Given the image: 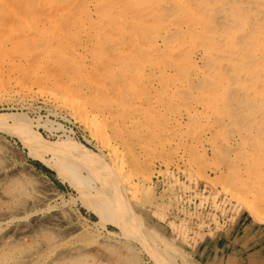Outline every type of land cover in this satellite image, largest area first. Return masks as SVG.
I'll use <instances>...</instances> for the list:
<instances>
[{"label": "rangeland", "instance_id": "1", "mask_svg": "<svg viewBox=\"0 0 264 264\" xmlns=\"http://www.w3.org/2000/svg\"><path fill=\"white\" fill-rule=\"evenodd\" d=\"M6 1L0 0V167L9 171L1 188L9 187L10 193L0 197V264H40L54 244L60 249L73 246L81 254L75 264H264L262 87L259 78L247 77L244 62L231 60L241 52L234 43L242 44L245 31L262 18L259 0H158L155 5L152 0ZM234 7L244 11L243 21L227 37L223 30L231 24ZM154 11L164 16L159 23L150 19ZM185 15L193 26L182 21ZM94 39L97 46H92ZM260 54L255 52L253 59ZM10 113L31 124L36 133L28 136L46 159L60 151L63 141L72 142L87 160L96 158L101 167L93 184L111 206L108 188L117 193L115 209L125 234L109 224L102 228L91 208L93 200L88 199L92 210L83 206L55 170L26 155L6 130L20 128ZM84 117L95 128L83 123ZM105 142L115 148L114 155L133 180L132 199L112 177L113 158ZM38 183L46 190L37 205L31 203V194L41 190ZM16 203L26 206L16 210ZM54 212L63 217L65 230L42 228L35 237H7L13 224Z\"/></svg>", "mask_w": 264, "mask_h": 264}, {"label": "bare ground", "instance_id": "2", "mask_svg": "<svg viewBox=\"0 0 264 264\" xmlns=\"http://www.w3.org/2000/svg\"><path fill=\"white\" fill-rule=\"evenodd\" d=\"M7 1H9V0H7ZM6 1V2H7ZM22 1V0H21ZM30 1V0H29ZM42 1V0H41ZM64 1H69V0H64ZM73 1V0H72ZM75 1V0H74ZM82 1H84V0H82ZM101 1H103V3H104V0H101ZM200 2H201V0H199ZM258 1V0H257ZM256 1V2H257ZM4 3H2V4H4L5 5V1H3ZM10 2V1H9ZM12 2H14L13 0H12ZM16 2V1H15ZM18 2H19V0H18ZM40 2V1H39ZM53 2H55V0L54 1H52L51 2V4L53 3ZM62 2V1H61ZM78 2V1H77ZM111 2H113V1H111ZM130 2V1H129ZM132 2V1H131ZM151 2H153L152 3V5H155L156 3L157 4H159L158 3V0H152ZM223 2H225V1H223ZM19 3H21V2H19ZM18 3V4H19ZM57 3V1L54 3V4H56ZM58 3H59V1H58ZM63 3V2H62ZM197 5H199L198 4V2H195ZM13 4V3H12ZM53 4V5H54ZM84 4H87V3H84ZM94 5H95V3H93ZM97 4V3H96ZM101 4V3H100ZM111 4H113V3H111ZM114 4H115V2H114ZM114 4H113V6H114ZM119 4V3H118ZM121 4V3H120ZM191 4V3H190ZM258 4H259V6H260V9H259V11H261V13H262V18L259 20V21H257L256 23H255V25L252 27V28H249V29H247L245 32V38H244V41H242V44H238V45H236L235 43H234V46L233 47H236L237 49H239V51H241V52H239L240 54H238V53H236V55H234L233 57H232V61H237L238 62V60L237 59H240L242 62H244V64H245V67L243 66L242 68L244 69V71L245 72H247L246 73V75H247V77L248 78H250V80L252 79V78H254V77H256V78H259L260 79V81L258 82L259 84L261 83V87L262 88H260V90L259 91H261L262 93L260 94V97H263V100H264V0H259L258 1ZM3 5V6H4ZM9 5V4H8ZM7 5V7L6 8H8V10L10 9V7ZM38 4H36V6H37ZM42 5H43V2H42ZM60 5V4H59ZM64 5H65V3H64ZM76 5V4H75ZM103 5V4H102ZM143 5H144V3H143ZM164 5V4H163ZM206 5H207V2H206ZM22 6V5H21ZM20 6V8H23V7H21ZM57 5H55V7H56ZM72 6V5H71ZM70 6V7H71ZM98 6V5H97ZM101 6V5H100ZM159 6V5H158ZM161 6V5H160ZM167 6V5H166ZM168 6H169V4H168ZM168 6H167V9H168ZM235 6V5H234ZM238 6V5H237ZM5 7V6H4ZM11 7H13V5H11ZM15 7V6H14ZM25 7V6H24ZM31 7V6H30ZM38 7H40V6H38ZM37 7V9H39ZM61 7H62V5H61ZM93 7H95L96 8V5L95 6H93ZM203 8H204V6H202ZM207 7V6H206ZM239 7V6H238ZM249 7V6H248ZM16 8V7H15ZM19 8V9H20ZM99 8V7H98ZM112 8V7H111ZM27 10H28V8H26ZM32 9V8H31ZM70 9V8H69ZM153 9V8H152ZM156 9V8H155ZM164 9V8H163ZM13 11H14V9H12ZM11 9L9 10V11H12ZM90 10V9H89ZM101 10V9H100ZM165 10V9H164ZM209 10V9H208ZM5 10H3V12H4ZM34 11V10H33ZM33 11H31V12H33ZM36 11V10H35ZM55 11V10H54ZM94 11H95V9H94ZM102 11H103V9H102ZM21 12H22V10H21ZM24 12V11H23ZM63 12H65V10L63 11ZM67 12V11H66ZM155 12V14L153 15V17L151 16V18L150 19H152V20H154V21H156L157 23H159V21L160 20H163V18H164V16H162V15H160L158 12H156V11H154ZM192 12V11H191ZM227 12H229V11H227ZM244 11H241V9L240 8H237V7H234L232 10H231V24H229V26H227V31L226 30H223V34L224 35H226L227 37H228V35H227V33H229L230 31L231 32H236V30L239 28V26H240V24L242 23V21H243V15H244V13H243ZM2 12H0V15H2V19L1 20H3V15L4 14H1ZM9 13V12H8ZM8 13H6V15L8 14ZM12 13H14V15L16 14V12H12ZM20 12H18V14H19ZM69 13V12H68ZM96 13V12H95ZM98 13H100V12H98ZM97 13V14H98ZM107 13V12H106ZM109 13V12H108ZM127 13V12H126ZM169 13V12H168ZM167 13V14H168ZM172 13V12H171ZM27 14V13H26ZM35 14V13H34ZM57 14V13H56ZM61 14H63V13H61ZM83 14V13H82ZM81 14V15H82ZM96 14V15H97ZM105 14V13H104ZM150 14V13H149ZM167 14H165V12H164V14L163 15H167ZM10 15V13L8 14V16ZM64 15V14H63ZM87 15H88V12H87ZM102 15V14H101ZM101 15H99L98 14V16H101ZM130 14H128V16H129ZM143 15H144V13H143ZM188 15V14H187ZM16 16V15H15ZM18 16V15H17ZM27 16H29V14L27 15ZM35 16H37V14H35ZM56 16V15H55ZM75 17H76V19H77V17H79V16H76V15H74ZM92 16V15H91ZM115 16V15H114ZM186 16V15H185ZM215 16V15H214ZM248 16V15H247ZM34 17V16H33ZM59 17H60V15H59ZM70 17H72L73 18V16H70ZM70 17H68V18H70ZM102 17H103V15H102ZM166 17V16H165ZM181 17V16H180ZM16 18V17H15ZM20 18V17H19ZM29 18V17H28ZM92 18V17H91ZM90 18V19H91ZM98 18V17H97ZM100 18V17H99ZM107 18V17H106ZM215 18V17H214ZM218 18V17H217ZM21 19H22V16H21ZM32 19V18H31ZM79 20H78V23H79V21H80V19L81 18H78ZM105 19V18H104ZM117 19V18H116ZM167 19V18H166ZM192 19V18H191ZM190 18H188L187 16L185 17V18H183V22H185L186 23V25H191V26H193L194 25V22H193V20H191ZM195 20H196V18H194ZM252 19V18H251ZM0 20V21H1ZM23 20H24V18H23ZM30 20V19H29ZM66 20V19H65ZM119 20H120V18H119ZM181 20V19H180ZM248 20V19H247ZM13 21V20H12ZM33 21V20H32ZM35 21V20H34ZM50 21V20H49ZM53 21V20H52ZM63 21H64V19H63ZM88 21H89V19H88ZM91 21V24H92V20H90ZM100 21H101V19H100ZM102 21H103V18H102ZM105 21V20H104ZM118 21V20H117ZM149 21V20H148ZM23 22V21H22ZM37 22H38V24L40 23L38 20H37ZM58 22V21H57ZM57 22H55V23H57ZM116 22V21H115ZM124 22V21H123ZM127 22V21H126ZM217 22V21H216ZM226 22V21H225ZM12 23V22H11ZM25 24L24 25H26L27 26V22H26V19H25V22H24ZM98 23H99V20H98ZM1 24V23H0ZM8 24V23H7ZM42 24V23H41ZM46 24V23H45ZM77 24V23H76ZM101 24V23H100ZM99 24V25H100ZM112 24H113V22H112ZM177 24H178V22H177ZM216 24V23H215ZM228 24V23H227ZM249 24V23H248ZM247 24V25H248ZM51 25V24H50ZM83 25V24H82ZM178 25H180V24H178ZM184 25V24H183ZM61 26V25H60ZM76 26V25H75ZM113 26H116V25H113ZM113 26H112V28H113ZM151 25H149V27H150ZM153 26V25H152ZM245 26V25H244ZM251 26V25H250ZM11 27H12V25H11ZM14 27V26H13ZM39 27V26H38ZM97 27V26H96ZM95 27V28H96ZM196 27V26H195ZM199 27H201V26H199ZM21 28V27H20ZM43 28H44V25H43ZM42 28V29H43ZM65 28V27H64ZM69 28H71V27H69ZM74 27H72V29H73ZM84 28V27H83ZM98 28V27H97ZM152 28V27H151ZM157 28V27H156ZM163 28V27H162ZM61 29V28H60ZM92 29H94V28H92ZM129 29V28H128ZM131 29H132V27H131ZM200 29V28H199ZM225 29V28H224ZM246 29V28H245ZM12 30V29H11ZM15 30H16V28H15ZM24 30V29H23ZM39 31H40V28L38 29ZM102 30V29H101ZM101 30H99V31H101ZM187 30V29H186ZM239 30V29H238ZM12 31H14V30H12ZM20 31V30H19ZM47 32H50L49 30H46ZM53 31V30H52ZM60 31H62V29L60 30ZM71 31V30H70ZM135 31V30H134ZM11 32V31H10ZM31 32V31H30ZM41 32V31H40ZM90 32V31H89ZM131 32H133L132 30H131ZM168 32V31H167ZM193 32V31H192ZM12 33V32H11ZM61 33V35H63L62 34V32H59V34ZM65 33V32H64ZM20 34H21V32H20ZM23 34V33H22ZM27 34H28V32H27ZM25 35V36H28V35ZM33 34V33H32ZM195 34V33H194ZM199 34V33H198ZM53 35V34H52ZM130 35V34H129ZM134 35V34H133ZM155 35V34H154ZM230 35V34H229ZM89 36V35H88ZM161 36V35H160ZM166 36V35H165ZM226 36H224V37H226ZM230 36H233V35H230ZM56 37H57V35H56ZM58 37H59V35H58ZM13 38H14V36H13ZM33 38V37H32ZM166 38H167V36H166ZM237 38V37H236ZM243 38V37H242ZM3 39V38H2ZM4 39H5V37H4ZM15 39V38H14ZM46 39V38H45ZM51 39V38H50ZM52 39H53V37H52ZM228 39V38H227ZM230 39V38H229ZM31 40V39H30ZM60 40V39H59ZM62 40V39H61ZM185 40V39H184ZM238 40V39H237ZM78 41V40H77ZM94 41H95V39H94ZM93 41V42H94ZM98 41V40H97ZM166 41H168L167 39H166ZM58 42H60V41H58ZM62 42V41H61ZM137 42V41H136ZM225 42V41H224ZM8 43V42H7ZM49 43V42H48ZM51 43H52V41H51ZM69 43V42H68ZM86 43V42H85ZM113 43H116V42H113ZM118 43V42H117ZM166 43V42H165ZM174 43H175V41H174ZM22 44V43H21ZM46 43H44V45H45ZM61 44H64L65 45V43H60V45ZM93 44H95L96 46H97V44H96V41L94 42V43H92V46H94ZM233 44V43H232ZM9 45V44H8ZM17 45V44H16ZM41 44H37V47L38 46H40ZM47 45V44H46ZM52 45V44H51ZM58 46V44H53V46ZM60 45H59V47H60ZM123 45H124V43H123ZM223 45V44H222ZM2 46H3V44H2ZM6 46V45H5ZM4 46V47H5ZM50 46V45H49ZM48 46V47H49ZM56 46H55V48H56ZM68 46V45H67ZM69 46H71L70 44H69ZM210 46V45H209ZM36 47V48H37ZM48 47H47V49H48ZM131 47V46H130ZM170 47V46H169ZM173 47V46H172ZM203 47V46H202ZM207 47V46H206ZM223 47V46H222ZM226 47V46H225ZM3 48V47H2ZM61 48V47H60ZM59 48V49H60ZM62 48H63V46H62ZM51 49V47H49V50ZM94 49V48H93ZM99 49V48H98ZM121 49V48H120ZM152 49V48H151ZM169 49V48H168ZM204 49H205V47H204ZM226 49V48H225ZM25 50V49H24ZM95 50H96V48H95ZM165 50V49H164ZM179 50V49H178ZM21 51V50H20ZM50 51H52V50H50ZM55 51V50H54ZM64 51V50H63ZM221 51V50H220ZM219 51V52H220ZM230 51V50H229ZM56 52V51H55ZM96 52V51H95ZM99 52V51H98ZM165 52H167L166 50H165ZM225 52V51H224ZM226 52H227V50H226ZM255 52H260L261 54L260 55H262V57L261 58H258V60L257 59H253V56H254V54H255ZM1 53V52H0ZM42 53V52H41ZM51 53V52H50ZM100 53V52H99ZM105 53V52H104ZM228 53V52H227ZM52 55H53V53H51ZM55 54V53H54ZM128 54V53H127ZM259 54V53H258ZM257 54V55H258ZM5 55V54H4ZM158 55V54H157ZM171 55V54H170ZM170 55H169V57H170ZM172 55H173V53H172ZM216 55H217V53H216ZM215 55V56H216ZM48 56H50V55H48ZM148 56H150V55H148ZM175 56V55H174ZM205 56V55H204ZM222 56V55H221ZM220 56V57H221ZM259 56V55H258ZM3 57V56H2ZM36 57V56H35ZM39 57V56H38ZM55 57V56H54ZM57 57V56H56ZM55 57V58H56ZM69 57V56H68ZM155 57V56H154ZM154 57H152V58H154ZM239 57V58H238ZM260 57V56H259ZM1 58V57H0ZM26 58V57H25ZM29 58V57H28ZM40 58V57H39ZM170 58H172V57H170ZM178 58V57H177ZM204 58V57H203ZM209 58H210V56H209ZM214 58H217L218 59V57L216 56V57H214ZM257 58V57H256ZM20 59V58H19ZM37 59V58H36ZM52 59V58H51ZM107 59V58H106ZM112 59V58H111ZM38 60V59H37ZM58 60V59H57ZM70 60V59H69ZM138 60H139V58H138ZM191 60H193V59H191ZM204 60V59H203ZM206 60V59H205ZM210 60V59H209ZM226 60H228V59H226ZM240 60H239V62H240ZM255 60V61H254ZM24 61V60H23ZM25 61H26V59H25ZM24 61V62H25ZM52 61H54V60H52ZM56 61V60H55ZM15 62V61H14ZM193 62V61H192ZM214 62V61H213ZM221 62V61H220ZM238 62V63H239ZM241 62V63H242ZM26 63V62H25ZM27 63H29V62H27ZM26 63V64H27ZM42 63V62H41ZM70 63V62H69ZM238 63H236L237 65H238ZM12 64V63H11ZM34 64H36V63H34ZM33 64V65H34ZM52 64H54V63H52ZM240 64V63H239ZM252 64H254V66H255V64H256V66H258L256 69H254L253 68V65ZM24 65V64H23ZM64 65V64H63ZM113 65V64H112ZM120 65V64H119ZM202 65V64H201ZM217 66V65H216ZM241 66V65H240ZM27 67V66H26ZM120 67V66H119ZM221 67V66H220ZM48 68V67H47ZM27 69V68H26ZM31 69V68H30ZM61 69V68H60ZM146 69V68H145ZM217 69V68H216ZM32 70V69H31ZM208 70H211V69H207V71ZM214 70V69H213ZM46 71H47V69H46ZM15 72V71H14ZM59 72V71H58ZM199 72V71H198ZM212 72V71H211ZM244 72V73H245ZM50 73V72H49ZM68 73V72H67ZM196 73V71H194V74ZM260 73H262V74H260ZM12 74V73H11ZM200 74V73H199ZM206 74V73H205ZM15 75V74H14ZM51 75H54L53 73L51 74ZM196 75V74H195ZM211 75H213L212 73H211ZM262 75V76H261ZM49 76V75H48ZM219 76V75H218ZM53 77V76H52ZM55 77V76H54ZM54 77H53V79H54ZM205 77L206 78H208L206 75H205ZM55 78H57V76L55 77ZM58 78H60V77H58ZM215 78V77H214ZM52 79V80H53ZM226 79H228V78H226ZM230 79V78H229ZM9 80V79H8ZM7 80V81H8ZM17 80V79H16ZM213 80V79H212ZM218 80V79H217ZM245 80H246V78H245ZM245 80H243V81H245ZM248 80V79H247ZM12 81V80H11ZM41 81V80H40ZM56 81V80H55ZM54 81V82H55ZM256 81V80H255ZM21 82V81H20ZM210 82H213V81H210ZM214 82H215V79H214ZM217 82V81H216ZM220 82V81H219ZM239 82H241V80L240 81H238V83ZM257 82V81H256ZM19 83V82H18ZM57 83V82H56ZM208 83V82H207ZM222 83H223V81H222ZM225 83V82H224ZM223 83V84H224ZM249 83V82H248ZM34 84V83H33ZM58 84V83H57ZM60 84V83H59ZM217 84V83H216ZM226 84V83H225ZM241 84V83H240ZM239 84V85H240ZM245 84H246V81H245ZM252 84V83H251ZM251 84H250V86H251ZM255 84H257V83H255ZM14 85H15V83H14ZM21 85V84H20ZM28 85H29V83H28ZM48 85V84H47ZM201 85V84H200ZM243 85V84H242ZM253 85V84H252ZM30 86V85H29ZM204 86V85H203ZM208 86V85H207ZM221 86V85H220ZM31 87V86H30ZM195 87V86H194ZM251 87H253V86H251ZM19 88H20V86H19ZM201 88V87H200ZM204 88V87H203ZM248 88V87H247ZM38 89V88H37ZM45 89V88H44ZM95 89V88H94ZM231 89H232V87H231ZM241 90H242V87L240 88ZM250 89V88H249ZM255 89V88H254ZM254 89H250V90H254ZM248 90V89H247ZM47 91V90H46ZM93 91V90H92ZM95 91V90H94ZM186 92V91H185ZM248 92H250V91H248ZM252 92V91H251ZM251 92H250V94H251ZM50 93H52V92H50ZM70 93V92H69ZM201 93V92H200ZM232 94V93H231ZM235 94V93H234ZM239 94V93H238ZM54 95V94H53ZM60 95V94H59ZM63 96H64V94H62ZM252 95V94H251ZM25 96V95H24ZM32 96V95H31ZM63 96H61V97H63ZM253 96V95H252ZM53 97V96H52ZM54 97H55V95H54ZM53 97V100L54 99H58V98H54ZM66 97V95L63 97V99L62 100H64V98ZM72 97V96H71ZM186 97V96H185ZM50 98V97H49ZM70 98V97H69ZM74 98V97H73ZM198 98V97H197ZM228 98V97H227ZM31 99V98H30ZM48 99V98H47ZM75 99V98H74ZM261 99V98H260ZM59 100H61L60 98H59ZM67 100H69V99H67ZM76 100V99H75ZM79 100V99H78ZM78 100H77V102H78ZM262 100V99H261ZM200 101V100H199ZM56 102V101H55ZM261 102V101H260ZM262 103V102H261ZM47 104V103H46ZM62 104V103H61ZM67 105H68V103H66ZM73 104H75L74 102H73ZM82 104V103H81ZM165 104V103H164ZM230 104V103H229ZM264 104V103H263ZM63 105V104H62ZM65 105V104H64ZM66 105V106H67ZM259 105H261V104H259ZM73 105H71V107H72ZM74 107V106H73ZM261 107V106H260ZM63 108V107H62ZM69 108V107H68ZM83 108V107H82ZM263 108V107H262ZM77 109H78V107H77ZM252 109V108H251ZM72 110H73V108H72ZM86 110V109H85ZM243 110H245V108L243 109ZM248 110V109H247ZM77 111H79V110H77ZM249 111V110H248ZM79 114H80V112H79ZM247 114V113H246ZM249 114V113H248ZM254 114V113H253ZM8 115H10L9 117H11L12 119H14V121H15V124H20V128L18 129V130H14V131H12L11 129L9 130V129H6V128H4V129H6V130H8V131H11V132H15V133H11V132H8V133H10L14 138H15V140L20 144V146H21V148L22 149H24V151H25V153H26V155L29 157V158H31V159H34V160H38V161H40L42 164H44L45 166H47V167H49V168H52L53 170H55V173H56V176L59 178V179H61V180H63V181H65L72 189H74V191H76L77 192V194H78V198H79V200H80V202H81V204L83 205V206H87V208L89 207L90 208V205H89V202L90 201H88V199H91V200H93L96 204L93 206L92 204H93V202H91L90 204H91V208L93 207L94 208V211H96V213L99 215V220H98V224L102 227V228H104L107 224H109V225H111V226H114L116 229H118L120 232H124L125 231V229H126V227H124L125 225V223H123V221L121 220V217H120V213L119 212H116V209H115V207L117 206L116 205V203H117V201H118V196H117V193L116 192H113V191H109V189H110V187L108 188V192H107V196H109V197H111L112 199H113V201H114V203H113V205L114 206H111L110 205V201H109V199L108 198H106L105 199V197L104 198H102L103 196H104V192H102L101 191V188L99 189L98 187H96V185L94 186V184H93V182H94V180H95V178L98 180V178H97V176H98V174L100 173L99 171H100V164L98 163V161L96 160V158H91L90 159V161L89 160H87V158H85L84 156H82L81 154H79V152H77L75 149L77 148L72 142H69V144H66V141H63V144H62V147H61V149H60V151L59 152H61V153H59V152H57V153H53L52 154V156L51 157H48V159H46L44 156H42V154H40L39 153V150L37 149L38 147H37V145L35 144V143H33V141L29 138V133H32V131L33 130H31V124L29 123V122H27V121H25V120H23V118H22V116L20 115V114H13V113H10V114H8ZM76 115V114H75ZM82 115V114H81ZM80 115V116H81ZM85 115V114H84ZM95 117V116H94ZM85 118V120H83L84 122L83 123H85V124H87V125H89V126H91L92 127V129H93V124L95 123V122H90V121H88L89 119L87 118L86 119V117H84ZM91 118V117H90ZM248 118V117H247ZM246 119V118H245ZM81 120H82V118H81ZM17 121H18V123H17ZM221 123H223V122H221ZM242 123V122H241ZM260 123L262 124V126H264V115H262V117H261V121H260ZM39 124V123H38ZM97 124H98V126H99V122H97ZM251 124H253V123H251ZM254 125H256V126H258V124H254ZM260 125V124H259ZM97 126V125H96ZM228 127V126H227ZM94 128H95V126H94ZM94 130H96V129H94ZM93 130V131H94ZM234 131V130H233ZM5 132V131H4ZM34 132V134L36 133L35 131H33ZM93 133V132H92ZM96 135V134H95ZM106 139V138H105ZM41 140V139H40ZM66 140V139H65ZM237 140V139H236ZM42 141V140H41ZM67 141H69V139L67 140ZM73 141V140H72ZM74 142V141H73ZM76 143V142H75ZM100 144V143H99ZM105 145H103L104 147H107V149L109 150V154H111L112 155V158H113V160H112V164H110V169H111V173H112V177H113V179L115 180V182L117 183V185L119 184V186L122 188V190L124 189V191H126V193H128L129 195H130V198L132 199V198H134L135 197V195H134V184H133V180H132V178L129 176L130 174L129 173H125V171L123 170V166H122V163H121V159L120 158H118V156H117V158H116V154L114 153V150H115V148H113V146H111V144L110 143H108V142H105L104 143ZM64 147V148H63ZM6 148V147H5ZM10 152V151H9ZM43 152V151H42ZM115 154V155H114ZM2 166V165H1ZM8 166V165H7ZM14 167V166H13ZM5 168H7V167H0V197H4V198H6L7 197V195L10 193L9 191H10V189H9V187H6L5 189V191H3L2 190V188L4 187V185H2V188H1V184L3 183V179L5 178V175H6V172H7V170L5 169ZM9 168V167H8ZM64 171H63V170ZM82 170L83 171H85L84 173L82 172ZM15 171V170H14ZM9 172V171H8ZM7 172V173H8ZM19 171H17V173H18ZM16 173V174H17ZM19 173H21V171L19 172ZM98 173V174H97ZM16 174L15 175H13V177H15L16 176ZM129 174V175H128ZM97 175V176H96ZM7 176H9V175H7ZM11 176V175H10ZM9 176V177H10ZM96 176V177H95ZM100 176V175H99ZM33 177V176H32ZM136 177V176H135ZM19 178V177H18ZM17 177H16V179H18ZM30 178V177H29ZM10 179H11V177H10ZM33 179H34V177H33ZM112 179V178H111ZM112 179V180H113ZM7 180H9V179H7L6 178V181ZM12 180V179H11ZM15 181V180H14ZM13 182V181H12ZM23 182V181H22ZM33 182V181H32ZM37 182V181H36ZM99 182H100V180H99ZM14 183V182H13ZM17 183H19V182H17ZM27 184H30V183H27ZM93 184V185H92ZM101 184H103V186H104V182H102L101 181ZM24 185V184H23ZM31 185V184H30ZM33 185V184H32ZM31 185V186H32ZM102 186V185H101ZM102 186V187H103ZM16 187V186H15ZM34 187H36V186H34ZM37 187L39 188V189H41V190H36L35 188V192H34V194H31V203L32 204H34V203H37V205H38V202L40 201V200H42L43 199V197H42V194L44 193L43 191H42V189H45L46 190V188H44L43 187V183H38L37 184ZM25 188V187H24ZM106 188V187H105ZM4 189V188H3ZM31 189H32V187H31ZM23 190V189H22ZM44 190V191H45ZM26 191H27V189H26ZM25 191V192H26ZM37 192V193H36ZM28 193V192H27ZM48 193V192H47ZM90 193V194H89ZM46 196H47V194H45ZM49 195V194H48ZM11 196V195H10ZM16 196V195H15ZM14 196V197H15ZM44 196V195H43ZM28 197V196H27ZM13 198V197H12ZM16 198H18V197H16ZM15 198V199H16ZM2 199V198H1ZM19 199V198H18ZM14 200V199H13ZM20 200V199H19ZM18 200V201H19ZM22 200V199H21ZM20 200V201H21ZM27 200V199H26ZM7 201H8V199H7ZM10 201H11V199H10ZM29 201V200H28ZM27 201V202H28ZM44 201V200H43ZM14 202V201H13ZM15 202H17V201H15ZM26 202V201H25ZM26 202V203H27ZM5 203H7V204H9L8 202H5ZM12 203V202H11ZM3 204V203H2ZM13 204H15V203H13ZM17 204V203H16ZM21 204V203H20ZM23 204V203H22ZM20 205V206H18V204L16 205L17 206V208H15L16 210H21V209H23V206H26V204L24 205ZM40 204V203H39ZM36 205V204H35ZM10 206V205H9ZM14 206V205H13ZM49 206V205H48ZM32 207V206H31ZM12 208V207H11ZM14 208V207H13ZM29 208H30V206H29ZM36 208V207H35ZM34 208V209H35ZM48 208V207H47ZM90 208V209H91ZM92 208V209H93ZM26 209V208H25ZM55 209V208H54ZM57 209V208H56ZM91 209V210H92ZM109 210V212H108V210ZM9 211H10V209H8ZM13 210V209H12ZM15 211V210H14ZM57 211V210H56ZM58 211H59V209H58ZM57 211V212H58ZM13 212V211H12ZM39 212V211H38ZM62 212V211H61ZM12 214V213H11ZM32 214V213H31ZM34 214V213H33ZM36 214V213H35ZM45 214V213H44ZM49 214V213H48ZM14 215V214H13ZM62 215V214H61ZM69 215V214H68ZM20 216V215H19ZM16 217V216H15ZM43 217V216H42ZM45 217V216H44ZM25 218V217H24ZM63 217L62 216H60V214H58V213H51V215H49V216H47L46 218H41L40 216L39 217H34L33 219H32V222L31 223H24V224H20V223H15V224H13L10 228H9V230L7 231V237H12L11 238V241H13L12 239L13 238H15V239H19V238H21V237H23V236H25V235H27L28 237H30V236H34L37 232H40L41 230H42V228H43V231L45 230H47V229H44V228H50V229H55V230H58V231H60V230H65L66 229V222L62 219ZM122 219H123V216H122ZM28 219L26 218V221H27ZM29 220H31V219H29ZM66 220H67V218H66ZM9 221V220H8ZM11 221V220H10ZM18 221V220H17ZM16 221V222H17ZM29 222V221H28ZM134 222V221H133ZM10 224H12V223H10ZM32 224V225H31ZM5 226V225H4ZM137 226V225H136ZM1 229H2V227H1ZM5 229V228H4ZM71 229V228H70ZM69 229V230H70ZM82 229V228H81ZM105 229H108V228H105ZM3 230V229H2ZM49 230V229H48ZM68 230V229H67ZM52 231V230H51ZM73 231V230H72ZM108 231V230H107ZM4 232H6V231H4ZM47 232H50V231H47ZM68 232V231H67ZM69 232H71V231H69ZM114 233V232H113ZM45 234V233H44ZM51 234H53V232H51ZM59 234V233H58ZM116 234V233H115ZM123 234H125V233H123ZM1 235V234H0ZM69 235V234H68ZM74 234H72V235H69L68 237H70V236H73ZM81 235V234H80ZM2 236V235H1ZM32 236V237H33ZM38 235H36V237H37ZM125 236V235H124ZM6 237V236H5ZM35 237V236H34ZM53 237V236H52ZM74 237V236H73ZM125 237H127V235L125 236ZM0 238H3V237H0ZM82 238V237H81ZM54 239H56V238H54ZM67 239V238H66ZM9 240V239H8ZM23 240V239H22ZM35 240H37V239H35ZM70 240V239H69ZM17 241V240H16ZM27 241V240H26ZM39 241V240H38ZM41 241V240H40ZM43 241V240H42ZM41 241V242H42ZM54 241V240H53ZM57 241V240H56ZM55 241V242H56ZM60 241V240H59ZM29 242V241H28ZM40 242V243H41ZM61 242V241H60ZM59 242V243H60ZM82 242V241H81ZM111 242V241H110ZM11 243V242H10ZM14 243V242H13ZM18 243V242H17ZM45 243V242H44ZM58 243V244H59ZM67 243V242H66ZM65 243V244H66ZM2 244V243H1ZM1 244H0V246H1ZM51 244V243H50ZM54 244V243H53ZM62 244V243H61ZM64 244V243H63ZM111 244V243H110ZM4 245V244H3ZM15 245V244H14ZM34 245V244H33ZM42 245V244H41ZM49 245V244H48ZM117 245V244H116ZM12 246V245H11ZM37 246V245H36ZM36 246H35V248H36ZM39 246H40V244H39ZM39 246H38V248H39ZM44 246V245H43ZM47 246V245H46ZM50 246V245H49ZM56 246L57 245H52L51 247H49L50 248V250H49V254H47L46 255V257H45V259H42L43 261L40 263V264H75L77 261H79V258H80V256H81V254L78 256V254H79V252L76 254L75 253V249L73 248V246L72 247H68V248H64V249H60V248H56ZM59 246V245H58ZM57 246V247H58ZM22 247H24V246H22ZM34 247V246H33ZM32 247V248H33ZM67 247V246H66ZM30 248V247H29ZM37 248V249H38ZM46 248V247H45ZM63 248V247H62ZM28 249V248H27ZM83 249V248H82ZM6 250V249H5ZM8 250V249H7ZM35 250V249H34ZM43 250V249H42ZM47 250V251H48ZM77 250V249H76ZM17 251V250H16ZM25 250H23V252H24ZM33 251V250H32ZM39 250H37V252H38ZM41 251V250H40ZM39 251V252H40ZM81 251V253H83L82 252V250H80ZM84 251H86V250H84ZM22 252V251H21ZM36 252V251H35ZM36 252V253H37ZM15 253V252H14ZM25 253V252H24ZM28 253V252H27ZM26 253V254H27ZM31 253V252H30ZM37 254H39V253H37ZM42 254V253H41ZM46 254V253H45ZM85 254H86V252H85ZM95 254V253H94ZM14 255V254H13ZM20 255V253L18 254V256ZM25 255V254H24ZM24 255L22 256L23 258H24ZM30 255V254H29ZM8 256V255H7ZM31 256H33L32 254H31ZM34 256H35V254H34ZM33 256V257H34ZM37 256H39V255H37ZM36 256V257H37ZM43 256H44V253H43ZM30 257V256H29ZM35 257V258H36ZM83 257V256H82ZM87 257V256H86ZM128 257V256H127ZM26 258V257H25ZM40 258V257H39ZM43 258V257H42ZM88 258V257H87ZM90 258V257H89ZM99 258V257H98ZM11 259V258H10ZM17 259V258H16ZM15 259V260H16ZM21 259V258H20ZM37 259V261H38V257L36 258ZM128 259V258H127ZM11 260H13V259H11ZM35 260V259H34ZM6 261V260H5ZM20 261H22V259L20 260ZM82 261V260H81ZM94 261V260H93ZM92 261V262H93ZM10 262V261H9ZM9 262H7V263H9ZM16 262H19V259L16 261ZM24 262V261H23ZM32 262H34V261H32ZM36 262V261H35ZM39 262H40V260H39ZM89 262V261H88ZM123 262V261H122ZM11 263V262H10ZM20 263V262H19ZM27 263V262H26ZM31 263V262H30ZM111 263V262H110ZM5 264H6V262H5ZM13 264H15V263H13ZM17 264V263H16ZM21 264V263H20ZM92 264V263H91ZM94 264V263H93Z\"/></svg>", "mask_w": 264, "mask_h": 264}]
</instances>
